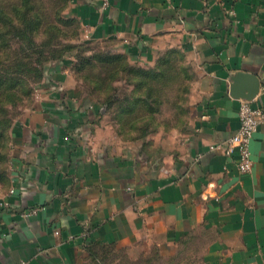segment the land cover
<instances>
[{"label": "crops", "instance_id": "obj_1", "mask_svg": "<svg viewBox=\"0 0 264 264\" xmlns=\"http://www.w3.org/2000/svg\"><path fill=\"white\" fill-rule=\"evenodd\" d=\"M105 1L65 0L62 16L81 42L109 44L135 65L184 60L185 123L127 141L74 82L69 58L48 63L64 92L38 83L9 128L0 264H80L90 243L167 253L192 233L204 235L203 264H264V124L250 173L238 153L210 149L239 127L238 74L260 78L264 105V0ZM76 128L91 136L66 139Z\"/></svg>", "mask_w": 264, "mask_h": 264}, {"label": "rangeland", "instance_id": "obj_2", "mask_svg": "<svg viewBox=\"0 0 264 264\" xmlns=\"http://www.w3.org/2000/svg\"><path fill=\"white\" fill-rule=\"evenodd\" d=\"M18 1L22 0H0V8L8 9L7 7ZM32 1L36 6L35 11L44 18V27L37 36L38 40L48 37L45 28L52 23L56 27L55 30L59 31V36L56 39L58 45L83 44L78 51L80 57L75 55V51H71L59 60L70 59V72L74 77V82L80 86L84 93L95 99V102L102 105L108 95H114L117 98V102L112 106L106 108L102 105L103 110L99 116H105L103 121L109 122L107 124L115 129L119 137L126 138L127 141H137L162 130L167 132L183 127L188 115L186 103L188 85L191 80L188 64L184 60L177 59L171 65L159 66L156 62L154 66H145L147 69L159 68L163 73L157 82H154V91L149 95L147 94L148 86L136 88L137 85L133 81L125 78L127 74L125 67L128 66L130 69L135 67L133 66L135 64L130 63L127 59L125 62L120 60L113 64L100 63L94 59L87 63L82 62L84 57L87 59L94 56L95 53L110 50L113 47L106 43L81 42L78 25L75 23L67 25L57 18L58 9L65 5L64 0ZM79 64L82 65L81 68H78ZM44 76L41 81L36 83L32 81L28 84V87L32 88L30 96L7 104L5 109L0 111L2 119L0 120V131L4 134L0 138V176H2L0 177V197L6 192L9 182L10 124L22 108L34 102L35 95L37 96L35 88L38 83L44 80ZM126 95L130 96V101L121 103ZM137 97L144 99L138 101ZM133 102L136 104V110L124 112L126 105ZM145 123H150L151 131L142 136V129L139 127ZM205 242L204 235L192 233L184 238L172 252L167 253L162 252L155 245H141L131 249L115 244L101 243L86 253L80 264H203Z\"/></svg>", "mask_w": 264, "mask_h": 264}, {"label": "trees", "instance_id": "obj_3", "mask_svg": "<svg viewBox=\"0 0 264 264\" xmlns=\"http://www.w3.org/2000/svg\"><path fill=\"white\" fill-rule=\"evenodd\" d=\"M64 6L58 9L57 18L68 25L72 22L63 18ZM7 8L9 10L0 8V111L4 110L7 104L15 103L24 97L30 96L32 88L28 87V84L32 81L36 83L42 80L47 62L59 60L71 51H75V55L80 57L78 51L83 46V44L73 43L58 45L56 39L59 36V31L55 30L56 27L52 23L45 28L48 37L38 40L37 36L44 27V18L35 11L36 6L32 0L18 1ZM92 59L100 63L113 64L120 60L125 62L127 58L124 53L117 52L112 48L95 53L94 56L87 59L84 57L82 62L87 63ZM165 62L170 63L169 61H159L158 65L162 66ZM80 64L78 68L82 67ZM133 66L135 67H131V69L128 66L125 67L127 72L125 78L133 81L137 85L136 88L140 89L145 85L148 86L147 94L151 95L154 91V82H157L163 74L162 70L159 68L147 69L139 65ZM137 98L138 101L144 99ZM128 101H130V96L126 95L121 103ZM115 102H117V98L114 95H108L102 105L107 108ZM134 110H136V104L133 102L126 105L124 112ZM101 113L102 111H100ZM0 120L2 119L0 118ZM149 124L145 123L139 127V129H142V136L151 131ZM3 136L4 134L0 131V138ZM97 244L101 243L88 244L86 247L87 253Z\"/></svg>", "mask_w": 264, "mask_h": 264}, {"label": "built area", "instance_id": "obj_4", "mask_svg": "<svg viewBox=\"0 0 264 264\" xmlns=\"http://www.w3.org/2000/svg\"><path fill=\"white\" fill-rule=\"evenodd\" d=\"M107 1L108 0L105 1L106 4ZM44 73L45 76L42 82L46 85L48 91L50 93H63L65 90L63 83L56 80L52 76H49V74H47L46 68ZM257 96L253 99H241L239 106V127L237 131L228 139L221 142H217L210 146L211 150H221L227 156H231L234 153H238L237 166L241 174L250 173L253 169L251 142L255 132L259 129L262 124H264V105L259 103V101L257 100ZM102 110L103 107L101 106L99 111ZM73 131H75V135H79V132H81L80 136L84 134L83 132H86L85 129L82 130V128H79L77 130H69V133L65 136V138L69 139L70 136H72L70 133ZM86 135L91 136V132L87 131ZM13 191L14 189L12 188L10 192ZM8 206L9 202L7 200L3 199L0 202V207L4 208ZM39 209L40 207H34L33 209H30L25 215L37 213ZM54 234L60 235V230L58 228L55 229ZM1 237L2 235L0 232V239Z\"/></svg>", "mask_w": 264, "mask_h": 264}, {"label": "water", "instance_id": "obj_5", "mask_svg": "<svg viewBox=\"0 0 264 264\" xmlns=\"http://www.w3.org/2000/svg\"><path fill=\"white\" fill-rule=\"evenodd\" d=\"M236 84L231 89L232 92L241 98L253 99L257 96L261 89L260 78L248 72H242L235 77Z\"/></svg>", "mask_w": 264, "mask_h": 264}]
</instances>
